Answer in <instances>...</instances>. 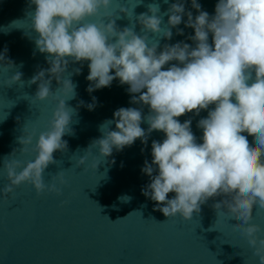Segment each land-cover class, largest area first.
<instances>
[{
    "label": "clouds",
    "instance_id": "clouds-1",
    "mask_svg": "<svg viewBox=\"0 0 264 264\" xmlns=\"http://www.w3.org/2000/svg\"><path fill=\"white\" fill-rule=\"evenodd\" d=\"M112 2L30 0V5H35L34 12L28 13L38 33L35 45L40 53L47 54L50 65L28 81H39L34 96L44 100L52 95L54 77L60 88L75 97L76 85L70 78L62 79L69 60L90 62L86 77L89 93L110 87L114 79L127 84V91L133 94L131 103L149 106V113L142 116L141 108L119 107L112 119L99 126L101 137L84 151L96 146L103 157H108L114 149L122 151L137 138L146 145L153 130L162 131L165 138L152 141V161L146 160L142 167L150 178L142 194L157 202L156 207L166 217L180 214L184 219L198 214L210 198L221 197L212 204L216 215L238 221L233 226L246 237L259 264H264V235H260L264 228L251 222L254 206L264 209V0H218L213 15L202 10L198 0H191L197 12L194 18L183 0H176L163 14L168 16L164 28L160 5L152 3L148 12L137 17L142 34L135 31V24L120 29L116 24L120 15L106 16L98 23L83 22L86 17L100 16L101 9H108ZM119 11L128 15L123 5ZM184 15L185 26L194 29V35L188 37L194 46L177 41L164 44L158 51V40L148 42L149 33L163 32L162 36L170 40L171 29L182 23ZM177 34L182 35L183 29L177 28ZM6 51L0 53V62L13 65ZM171 61L177 63L169 64ZM165 65L169 66L165 69ZM80 71L75 69L76 74ZM46 73L49 78H45ZM21 76L15 72L11 82L22 81ZM54 98L58 103L51 126L36 140L35 159L27 163L3 160L10 181L2 189L5 195L24 182L32 184L37 193H59L57 181L66 183L62 172L52 176L50 183H45L43 175L57 162L53 153L67 149L62 137L73 134L69 125L75 109L67 106L65 99ZM96 100L92 97L93 102L87 104L89 110H94ZM205 109L207 116L197 122L203 131L198 143L191 119L181 123L177 118L191 112L198 115ZM142 122L147 123V129L141 127ZM18 139L24 146L32 144L33 137ZM85 159L81 157L79 163L84 164ZM169 193L175 195L169 198ZM120 199L127 202L131 197Z\"/></svg>",
    "mask_w": 264,
    "mask_h": 264
},
{
    "label": "water",
    "instance_id": "water-1",
    "mask_svg": "<svg viewBox=\"0 0 264 264\" xmlns=\"http://www.w3.org/2000/svg\"><path fill=\"white\" fill-rule=\"evenodd\" d=\"M173 2L176 0H113L108 9H101L100 16L86 17L83 22L98 23L106 16L120 15L116 19L120 29L135 24V31L142 34L139 14L148 12L149 4L158 3L159 14L163 15ZM183 2L194 18L197 12L191 7V0ZM198 2L202 10L213 15L218 0ZM120 5L128 8V15L119 11ZM34 10L30 0H0V53L6 49L7 59L13 62H0V264H259L246 237L233 226L238 221L216 215L212 204L221 197L210 198L198 214L194 212L191 219H184L180 214L166 217L156 207L157 202L142 194V187L150 182L142 167L146 160L152 161V141L162 142L165 138L162 131L153 130L146 145L137 138L131 146L122 151L114 149L108 157H103L96 146L84 151L101 137L99 126L112 119L119 107L141 108L142 116L149 113V106L131 103L133 94L127 91V84L114 79L110 87L89 93L86 77L90 62L69 60L62 79L70 78L76 85L75 97L60 88L54 77L52 95L44 100L34 96L39 81H28L40 69L50 67L47 54L40 53L35 45L38 33L28 17ZM167 20L168 16L163 15L162 28L168 26ZM186 20L184 15L182 23L171 29L170 40L162 36L163 32L149 33L148 42L158 40V51L164 44L177 41L194 46L188 39L194 29L185 26ZM177 28L183 29L182 35L177 34ZM77 68L81 70L79 74L75 72ZM17 71L22 73V81L11 82ZM45 78H49L48 73ZM54 97L65 99L66 105L75 109L69 125L73 134L62 137L67 149L53 153L57 162L50 164L43 175L45 183H50L52 176L62 172L66 183L57 181L59 193H37L32 184L24 182L5 195L2 189L10 181L3 160L27 163L35 159L36 140L51 126L58 103ZM92 97L97 98L96 106L89 110L87 104L93 102ZM81 100L84 105L79 104ZM207 114L205 109L198 115L191 112L177 119L181 123L191 119V130L201 143L203 131L197 122ZM111 127L114 130L115 124ZM141 127L147 129L148 125L142 122ZM29 135L33 137L32 144L19 143V137ZM23 147L26 150L22 151ZM81 157H86L82 165ZM124 195L131 199L122 201L120 197ZM174 195L168 194L169 198ZM251 222L264 228V209L254 206Z\"/></svg>",
    "mask_w": 264,
    "mask_h": 264
}]
</instances>
